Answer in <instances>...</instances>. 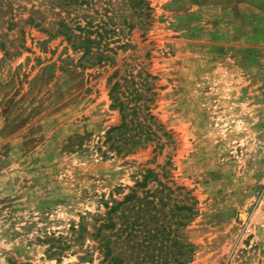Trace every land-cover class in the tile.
Listing matches in <instances>:
<instances>
[{
  "label": "rangeland",
  "instance_id": "374dc122",
  "mask_svg": "<svg viewBox=\"0 0 264 264\" xmlns=\"http://www.w3.org/2000/svg\"><path fill=\"white\" fill-rule=\"evenodd\" d=\"M0 264H264V0H0Z\"/></svg>",
  "mask_w": 264,
  "mask_h": 264
},
{
  "label": "trees",
  "instance_id": "16d2710c",
  "mask_svg": "<svg viewBox=\"0 0 264 264\" xmlns=\"http://www.w3.org/2000/svg\"><path fill=\"white\" fill-rule=\"evenodd\" d=\"M60 27L61 28H59L56 33L63 34V35H65L67 40H71L72 34H67L66 32L63 31V28H66V25L65 24H61ZM92 43H93V40H91L89 38V36H85L82 41L74 43L73 47L74 48H79V49L81 48L83 50L82 57H84V56H86V55L91 53L90 51H91V44ZM99 56L100 57H98V61H101L103 58H105V56H102V54H100ZM116 86H117V84L114 83L109 89V98L111 100V107L112 108H118L119 112L121 114H123L122 117L124 118L125 106H124V104L122 102L119 101V97H118L117 92H116ZM125 126H126V124L123 121L120 124V126L111 127L107 131V140L113 139V142L115 144L112 143L110 146L115 149L117 154H120V153L127 154V153L132 152L133 148L135 146H137L140 143V141H141L140 138H138L136 140H133V138H132V139L129 140V142L127 141L128 139H125V140H123L124 143L118 144V142H120L123 138L121 136V138H120L121 140L119 138L115 139V138H113L114 137L113 133H116L117 131L121 130V128H123ZM145 140L146 139H143V141H145ZM182 209L184 211V215H183L184 218L186 220H189L191 218V215L193 214L191 206L183 204L182 205ZM186 220L184 221V225L186 224ZM185 247L187 249L185 250L184 255H186V253L189 254V252L191 251V248H190L191 244H187ZM187 261H188V257H186L183 262H187Z\"/></svg>",
  "mask_w": 264,
  "mask_h": 264
}]
</instances>
